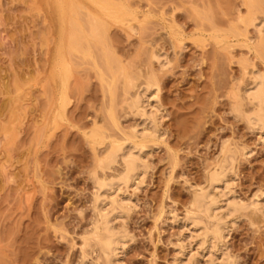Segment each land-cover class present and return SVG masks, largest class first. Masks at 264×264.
Instances as JSON below:
<instances>
[{
	"label": "rangeland",
	"instance_id": "374dc122",
	"mask_svg": "<svg viewBox=\"0 0 264 264\" xmlns=\"http://www.w3.org/2000/svg\"><path fill=\"white\" fill-rule=\"evenodd\" d=\"M66 1L64 9L76 5L89 29L86 19L99 7ZM109 1L127 3L126 17L108 20L107 44L72 53L60 77L53 72L55 0H0V264L107 263L92 241L95 179H112L122 166L103 172L98 162L140 129L130 102L150 77L163 113L156 137L144 141L142 183L122 187L129 209L112 220L126 245L113 264H182L190 257L196 264H264V135L233 109V92L250 86L251 70L264 71V0L257 11L248 0ZM127 72L135 80L129 89ZM224 145L235 156L229 197L250 205L228 220L214 247L184 222Z\"/></svg>",
	"mask_w": 264,
	"mask_h": 264
},
{
	"label": "bare ground",
	"instance_id": "6f19581e",
	"mask_svg": "<svg viewBox=\"0 0 264 264\" xmlns=\"http://www.w3.org/2000/svg\"><path fill=\"white\" fill-rule=\"evenodd\" d=\"M78 1H77L78 3H81L80 0ZM85 1L89 2L91 5L94 4L93 6L96 5L97 7H99V9L96 7L98 9V12L96 13L95 12L92 13L89 10H85L86 8L85 9L82 8L84 9L85 12L89 11L91 13V15H88L89 16L88 19H86L89 29H87L84 23L82 22L83 21L82 17L85 18V15L83 16V14L82 15L79 14V11H77L76 9V5H74L75 2L72 1L73 3L72 2L71 4L69 3L68 5V7H70L69 9H72V4L74 5V7L71 12L70 11L67 12L68 7H66L67 10L64 9L65 8L64 6H67L66 4L67 1L58 0V4H57V1L55 0L57 4L55 6H57L56 9H57V18L59 23L58 24L59 32H58L57 54H56L57 63H55L56 65L53 66L56 67V69L54 68L53 72H56V74L59 73L60 77H61L60 73L62 71L60 70V68L64 67L65 64L71 66L69 59L72 53L81 50L87 51V49H85V46L90 45L91 48V44H90L91 42L107 44L106 40L109 30V28L107 30V21L110 19L115 21H121L124 19V16L126 17V13L128 11L127 10L128 6H125L127 5V3L124 4L125 3L124 1H123L124 3H116V2H111L109 0H85ZM262 2L263 0H248L247 1L249 5L248 9H250L251 11L252 10L257 11L258 9L261 8ZM78 3H76L77 6L79 5ZM254 17L251 18V22L249 23L255 26L256 28H258V30L260 31L262 27L260 23L262 22L260 21V23L259 22L257 23L258 18H254ZM259 50L262 54H264V41H261ZM90 52L91 50H89V54ZM85 54H86L85 56H87L88 53L86 52ZM89 54L88 56H90ZM105 56L106 58H108V55L106 53ZM156 56H155L157 58L156 60H158L160 57L158 55ZM111 61L112 60H110V62ZM162 61H160L161 65H162ZM125 71L126 70L124 69V72ZM56 74L54 76L55 78L57 77ZM59 76L57 77V79L60 78ZM62 77H64V75ZM250 77H251L250 86L246 87L245 90L242 92L239 91L233 92V98L235 99L233 109L239 115L242 114L245 117L247 123L251 127L250 129L259 130L264 135V71L254 68L253 70H251ZM64 78H61L63 80L60 79L62 83L61 85L63 92L61 89L62 94L60 93L61 96L59 95L60 98H58V100L59 99L61 100L59 111H58V107H59L58 102H56L58 104L57 105L58 107L54 105V107L57 108V109L55 108L56 111L54 109L55 115L57 114V112L58 114L61 115L65 107L66 78L65 79ZM124 78H125V74H124ZM130 78L131 76L127 78L128 80H126V82L128 83L127 84L125 83L128 89L133 87L135 84V80ZM150 78L138 88V91L136 92V94H134L135 95L134 98H132V101L130 100L131 108L137 110L138 112L137 114L141 116V124L139 125L137 124V127L141 125L139 127L140 129L137 130V128H135V132H133L134 133L133 138L127 137L123 143H119V142L113 143L110 150L108 149L109 151L106 152L104 157L101 159L100 163L98 162V165L100 164L99 168H101L100 170H103V172L104 170L106 171V169H112V167L117 163L119 164L121 163L120 165L122 166L121 169L122 171L117 172V174L119 173L118 176L116 175L117 178H115L116 176H113L114 178L110 179L109 177L108 180L107 177L98 178L97 176L96 177L97 179H95L96 188H95L94 206L97 212L98 219L95 222L96 223L95 226L93 225L94 228H92L93 236L95 237V239L92 238L93 239L92 240L90 238L88 240H92L93 242L95 240L94 244H96L97 241L99 246L98 249H100L101 253L104 255L105 257L104 259L107 262L106 264H113L114 261L118 262L117 258L119 257L120 251L123 249L124 245H126L125 239L127 235H125L124 233L125 231L122 233V231L119 230V227L118 228L115 227L116 225H114L113 222V220H119L122 218L123 214L126 213V211H128L129 209L127 207V202H131L129 200L130 197L128 199V197L126 196L127 193L125 195L121 193L122 187L123 185L126 186L123 187L124 189L123 191H125V188L129 190L131 186L140 185L138 183L142 180V178H144L143 176H145L148 168L147 165L149 164V163L147 164L146 162V152H145L146 145L144 141L147 138L149 139L150 136L156 137V132H158L157 124L159 120H161L160 118L162 112L161 110L162 105H160L158 101V92H159V86L157 84L158 82H156L157 81L156 79H152V78L150 79ZM246 105L248 106L250 105L248 109L245 108ZM57 120L59 121L58 118ZM94 139L95 138H93V140L92 139L90 140H92L93 142L99 141ZM221 147L222 149L220 151L221 153V155L219 156L220 158L218 157V161H215L216 162L215 165L211 167L212 169L209 171L208 178L206 181L207 182L206 186L205 187L203 186L202 188H199V190L197 189V191H195L196 193L193 194V198L191 201V206H190L191 209L189 208L188 210L189 213L187 215V218L186 219L184 218L185 219L184 225L188 227V230L191 229L190 231L191 233L192 230L196 232L201 231L202 233L201 232L199 233H201L203 237V239H201L203 243L208 245H214V247L215 244H217V242H222V240H224L225 233L226 231H228L227 230L228 220H232L231 218L235 214H237L242 210H245L250 205V204L247 205L246 203L241 204L239 203L241 201L237 202L233 200L235 198L231 199L229 197L228 193H230V191L227 190V188L229 187L228 186L229 182H227L228 181L227 176L229 171L232 170L231 167L233 166L231 165H233L235 156L230 147L228 148L225 145ZM119 159L121 160V162H119ZM251 204H254V202ZM181 243L182 241L180 242V244ZM180 244L179 247L181 246ZM202 246L203 245H201V247ZM182 247L185 246L183 245L180 248ZM186 260L187 261H184L185 263H182L183 260L181 263L196 264L194 259H192V257H190L189 259L186 258ZM207 263H211V262H207ZM212 264L214 263L212 262Z\"/></svg>",
	"mask_w": 264,
	"mask_h": 264
}]
</instances>
